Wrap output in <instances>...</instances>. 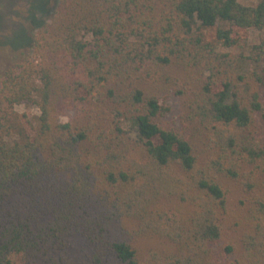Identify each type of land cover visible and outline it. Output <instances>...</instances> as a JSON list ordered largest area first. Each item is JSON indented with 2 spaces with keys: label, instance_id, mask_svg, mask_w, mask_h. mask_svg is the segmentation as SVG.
Here are the masks:
<instances>
[{
  "label": "trees",
  "instance_id": "1",
  "mask_svg": "<svg viewBox=\"0 0 264 264\" xmlns=\"http://www.w3.org/2000/svg\"><path fill=\"white\" fill-rule=\"evenodd\" d=\"M196 21L246 48L264 0L56 1L0 77V103L39 111L0 134V264H264V51H219Z\"/></svg>",
  "mask_w": 264,
  "mask_h": 264
},
{
  "label": "rangeland",
  "instance_id": "2",
  "mask_svg": "<svg viewBox=\"0 0 264 264\" xmlns=\"http://www.w3.org/2000/svg\"><path fill=\"white\" fill-rule=\"evenodd\" d=\"M45 1V3H43ZM57 0H0V77L8 68H18L27 61L34 60V41L39 27L50 20L51 13ZM258 0H240L242 4H253ZM43 3V5H42ZM37 8V9H34ZM218 25L204 27L199 21L194 23V35L200 37L205 43H210L217 50L230 52L241 56L248 63L257 60L264 51V28L251 29L248 32V47L227 48L217 38ZM255 46V47H254ZM264 56V55H263ZM241 63V62H240ZM251 70L247 64L243 71ZM252 69L259 70L252 66ZM248 72V71H247ZM39 86V85H38ZM166 104L171 107L169 119L176 120L181 112L182 99L167 93ZM39 111L36 106L25 103L8 105L0 103V134H8L7 139H20L23 134L33 135L38 128ZM68 117H60L59 121L66 122ZM133 135V133H132ZM7 140V143H11ZM239 192L232 190L227 201L230 206H235ZM132 247L139 253L148 249L158 248L172 250L173 245L168 241L145 237L133 242ZM81 241H74V247L68 252L76 256L82 248Z\"/></svg>",
  "mask_w": 264,
  "mask_h": 264
}]
</instances>
